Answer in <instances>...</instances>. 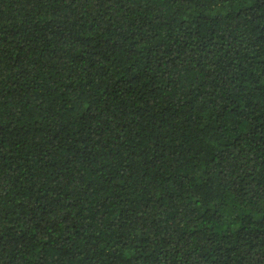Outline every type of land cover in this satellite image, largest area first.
Returning a JSON list of instances; mask_svg holds the SVG:
<instances>
[{
	"label": "trees",
	"instance_id": "obj_1",
	"mask_svg": "<svg viewBox=\"0 0 264 264\" xmlns=\"http://www.w3.org/2000/svg\"><path fill=\"white\" fill-rule=\"evenodd\" d=\"M0 264H264V0H0Z\"/></svg>",
	"mask_w": 264,
	"mask_h": 264
}]
</instances>
